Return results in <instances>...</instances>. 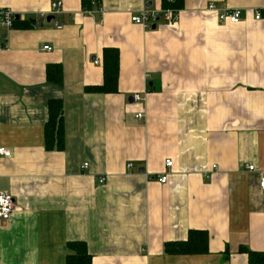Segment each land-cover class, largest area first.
<instances>
[{
  "label": "crops",
  "instance_id": "1",
  "mask_svg": "<svg viewBox=\"0 0 264 264\" xmlns=\"http://www.w3.org/2000/svg\"><path fill=\"white\" fill-rule=\"evenodd\" d=\"M52 1L0 0L20 21L0 52V148L12 152L0 192L17 208L0 221V264H67L71 243L92 264H249L240 249L264 252V22L252 14L264 0H185L178 24L154 30L131 21L146 0H60L49 24ZM210 3L241 22L221 23ZM110 48L117 92L91 91ZM52 100L63 139L48 141ZM190 231L208 233L209 254L164 252Z\"/></svg>",
  "mask_w": 264,
  "mask_h": 264
},
{
  "label": "trees",
  "instance_id": "2",
  "mask_svg": "<svg viewBox=\"0 0 264 264\" xmlns=\"http://www.w3.org/2000/svg\"><path fill=\"white\" fill-rule=\"evenodd\" d=\"M91 2L90 0H88ZM185 0H161L162 9L182 11ZM20 23L17 21L16 26ZM30 26L29 23H27ZM120 71L119 51L114 48L105 49L103 53L104 83L91 91L98 93L117 92L118 76ZM47 80L54 85H60L63 79L61 65H49L46 71ZM49 118L46 124L47 138H60L62 135V105L57 100H52L48 107ZM209 235L205 231H190L186 241L167 243L164 252L169 256H196L209 254ZM69 248L75 252L68 256L67 264H92V256L88 253L83 243H71ZM240 253L248 256L249 264H264V252H253L248 249H240Z\"/></svg>",
  "mask_w": 264,
  "mask_h": 264
},
{
  "label": "built area",
  "instance_id": "3",
  "mask_svg": "<svg viewBox=\"0 0 264 264\" xmlns=\"http://www.w3.org/2000/svg\"><path fill=\"white\" fill-rule=\"evenodd\" d=\"M94 4L96 0H90ZM153 0H146L143 8L139 13L131 17V21L134 25L142 27L146 30H151L154 25L159 21H164L168 24H178L180 22L181 11H173L171 9H153V7H147L148 3H152ZM161 1V0H160ZM172 1V0H168ZM62 1L53 0L51 3L50 11L48 13L42 14V18L46 19L49 16H58L62 13ZM208 10L211 12H219V21L221 23L239 24L243 18V11L236 9H219L215 3H210L208 5ZM250 11H247L249 13ZM252 12V11H251ZM88 13V11H86ZM254 20L256 22H264V10H255L252 12ZM17 21H19V15H17L13 10L9 8H0V52L7 51L9 49L10 43V33L15 28ZM60 28V26H58ZM46 51H50V47L44 48ZM98 62H96L97 64ZM133 100L139 104H146V97L140 93L133 95ZM146 117L145 112L138 113L136 119L144 120ZM12 152L6 148H0V157L6 159L11 158ZM167 168L173 166L172 160H167L165 162ZM88 163L83 165V169H87ZM133 165L130 164L129 168ZM247 169L251 172L255 171L253 165H249ZM106 178H101L100 183H105ZM159 182L163 185L168 183V176L163 175L159 177ZM260 189L264 192V172L260 174ZM15 199L9 193L0 192V221L8 222L13 217L17 208L15 206Z\"/></svg>",
  "mask_w": 264,
  "mask_h": 264
},
{
  "label": "water",
  "instance_id": "4",
  "mask_svg": "<svg viewBox=\"0 0 264 264\" xmlns=\"http://www.w3.org/2000/svg\"><path fill=\"white\" fill-rule=\"evenodd\" d=\"M147 7H152V3H148ZM55 20H56V17H55V16H49V17L47 18V23L50 24L52 21H55ZM31 23H32L33 25H36V21H31ZM152 29H153V30L156 29L155 26H153ZM131 100H133V98H132ZM141 172L144 173V169H142Z\"/></svg>",
  "mask_w": 264,
  "mask_h": 264
}]
</instances>
